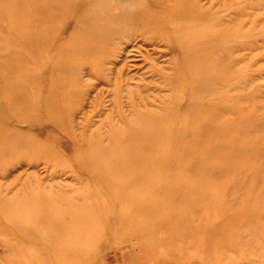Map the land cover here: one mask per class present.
I'll use <instances>...</instances> for the list:
<instances>
[{
  "label": "bare ground",
  "instance_id": "6f19581e",
  "mask_svg": "<svg viewBox=\"0 0 264 264\" xmlns=\"http://www.w3.org/2000/svg\"><path fill=\"white\" fill-rule=\"evenodd\" d=\"M215 1L0 0V172L3 163L21 156L60 161L55 166L71 167L83 177L87 187L82 196L95 199L83 205L84 211L75 217L76 225L85 213L92 222L108 226L118 243L133 240L143 248L153 241L147 254L154 257V264H163L167 254L163 256L159 249L166 239L158 231L173 223L183 234L192 232L188 237L201 264H224L220 256L225 253L219 247L228 240L241 243L239 224L261 215L264 194L253 199L246 194L233 201L231 207L237 210L230 213L225 207V184L220 178L212 182L208 175L215 173L222 179L228 174L240 185L245 171V190L258 185L264 189V152L259 151L264 145V106L258 101L247 110L240 108L244 100L241 63L264 58V52H256L264 49V27L236 0ZM249 8L264 9V0ZM162 49L172 56L167 63L151 56L152 52L161 55ZM246 50L251 53L243 56ZM132 51L148 65L136 77L125 72ZM134 78L137 84L132 83ZM97 85L111 96L108 110L102 111L99 97L103 96H95L88 117L75 124V114ZM248 91L252 98L256 96L255 91ZM99 109L104 116L98 114L103 118L95 126L90 117ZM20 124L37 130L51 124L69 141L67 163L71 164L63 162L60 152L31 129L32 133L27 129L26 134L20 132ZM52 138L49 136L50 141ZM171 171L177 174L168 175ZM210 185L212 189H208ZM27 189L21 188L26 195ZM217 190L223 193L218 195ZM13 197L4 198L0 193V234L10 250L21 256L18 251L25 246L35 247L29 239L43 238L39 254L61 252L58 264L64 263L60 258L65 253L78 255L81 235L58 245L54 244L57 238L51 237L62 236L75 225L61 222L78 203L85 202L82 197L67 198V209H58L57 214H52L55 207L49 202L58 204L62 199L49 200L39 189L28 195L27 202ZM161 212L167 218L160 217ZM189 218L199 224L192 225ZM202 218H211L213 226L201 224ZM49 225L59 230L51 233ZM44 226L46 236L40 232ZM97 231L104 233L105 229L98 227ZM257 232L253 229L251 235L257 236ZM253 240L237 243L245 249L243 255L256 246L254 250L264 251V242L256 239V245ZM213 244L220 255L218 250L208 255ZM169 252L176 257L178 251ZM206 255L213 261L206 260ZM176 258L172 259L178 264Z\"/></svg>",
  "mask_w": 264,
  "mask_h": 264
},
{
  "label": "rangeland",
  "instance_id": "374dc122",
  "mask_svg": "<svg viewBox=\"0 0 264 264\" xmlns=\"http://www.w3.org/2000/svg\"><path fill=\"white\" fill-rule=\"evenodd\" d=\"M211 1L214 4L216 3L215 0H208L207 4H210ZM236 1L243 8H245L244 11L250 12L249 14L252 15V16H250L251 19L256 20L258 26L264 27L263 26L264 25V9H262V10L257 9V11L256 10L252 11L249 8L250 6L255 5L257 1H261V0H236ZM250 17L249 16L244 17V19L249 20ZM261 22L263 24H261ZM261 27H259V28H261ZM149 47L150 46H148V48ZM162 50H163V53H161V55L158 53L152 52L151 56L158 57V62H160V63H162V62L167 63L168 61H170L172 59V56L169 53H165V51H166L165 49H162ZM260 51L262 53V52H264V49L258 50L256 52H260ZM132 52L130 53V55H132V56H129L127 59L128 65L125 66V68H126L125 72L127 71L126 73H128V75L131 74L132 76L136 77L139 74V72L141 73L142 71H144L148 65H146L144 58L142 56H140V54L138 52H135V51H132ZM248 53H251V52H249L247 50L245 52L244 51L242 52V54H244L243 56H247ZM254 54H256V53H254ZM137 58H139L138 60H141V61L138 62ZM135 61H136V63H135ZM245 63H246V61H243L241 63V65H243V73H242L243 78L241 80V83H242V99H241V101L244 99L240 104L241 110H247L248 109L247 106L249 107L250 105H252V106H254L255 104L257 105L258 101L262 104L264 103V58L263 59L257 58L254 61H252L250 64L249 63L245 64ZM141 64H142V66H141ZM129 67H131V68H129ZM136 71H137V74H136ZM129 72H130V74H129ZM146 76H148V78H149L150 75L146 74ZM83 79H84V81H86V83L89 81L86 76H84ZM134 80H135V78L132 79V83L137 84V79L135 81ZM132 85H134V84H132ZM101 86L102 85H97V87L95 89H90L91 91H89L87 98L84 100V102L82 104V107L79 109V111L74 116L73 121L75 124H79L81 119L88 117L87 115H88V110L90 109V105H91V103L94 102V98H96L99 95L103 96V97H99V99L101 101L102 108H104L102 111L108 110L109 104L111 102V96H109L108 93L105 91V89L102 88ZM98 88L100 89V92H99ZM248 90L255 91L256 96L252 98V96L248 95V93H249ZM103 92H104V94H101ZM260 103H259V106H264V105H260ZM124 109L126 110V107ZM96 113H97V115H96ZM99 113H101V109L96 110V112H94L90 117L92 124H94L95 126H97L98 124H101V120L103 118L102 117L103 114L101 113L102 115L100 114L101 115L100 116V115H98ZM93 117H95V118H93ZM92 120H94V121H92ZM20 125H18V130L24 134L28 133V132H24V130L30 131V129H31V127L27 126L26 124H24V125L20 124ZM31 130L34 131L33 133H35L36 136L38 135V137H39L38 139H41V140L46 139V141L48 140L50 148L52 146L53 150H56L57 152L59 151L60 154L65 159V160H63V162L65 161V163H67L68 159L71 156V147H70L69 141L66 138L61 136V132L59 134V131L57 129H55L51 124H44L43 126L38 127V130L37 129H31ZM263 132H264V130H263ZM51 135H53V138L50 141L49 136H51ZM259 151L264 152V145L259 148ZM43 160L44 159L36 158V157L34 159H29L25 156H21V157H18V158L11 160L8 163H5V164L3 163L2 165H4L3 166L4 169L2 172H0V186L3 189V191L0 193L4 198H10V197L15 196V197H13V199L14 198H22L23 201L27 202V201H29L28 195H31L32 191L34 189H39V190H41L42 193L45 194L46 197H48L49 200L52 199V197L58 199L59 201H60V199H62L58 204H50V202H49V206L52 205L55 207V209L53 208V210H52V214H57V210L58 209L61 210L64 207H65L64 209H67V207H66L68 205L67 198H69V200H71V201H73V199H75L77 197L83 198V202L84 201L85 202L82 204L78 203L77 206H79V207H77L75 210H73V212L66 215V217L64 216V219L61 222V224L65 222L69 226H71V223L74 222L75 225L72 226L71 228H68V230L65 231V234H62V236H57V234H56L55 237H51L52 239L57 238L56 240H54L55 245L64 243L68 239L73 240V238H76L75 235H79V237L81 235V237H83V241H82L83 243H80L78 245V247L81 249V251H79L78 255L76 256V254H75V256H73L70 254H66V253L64 254L63 253L64 256L62 258H60L61 262L64 261V263H62V264H154L155 263L154 257H150V255L147 254V251H146V250H148V248L150 246H152L153 241L147 243L143 248H138L135 241H133V240L128 242V243H125V244L124 243H118V241L116 242L114 237H112V234L108 230V226H106L105 224H103L99 221H93L92 222L90 220V218H88L87 214H85V213H84L85 217L82 218L83 220L81 219L82 220L81 224L76 225L75 217L77 216V214H79V212L81 213V211L82 212L84 211L81 209L83 207V205H86V206L90 205V204L95 202V199L91 195L82 196L83 189L87 187L86 183L84 180H81L83 177L79 176L78 173L74 172V170L71 169V167H66V168L62 169V168L55 166V164H58V163L60 164V161L59 162H57V161L47 162L46 160H44V161ZM68 164H71V161L68 162L67 165ZM214 164L218 165L219 163L216 161V162H214ZM49 165H52L54 167L49 166ZM176 174H177V171L176 172L171 171V173H168V175H170V176H173ZM225 175L226 176L222 177V179L219 175L217 176V174H215V173L209 174L208 177L212 182H215L220 178V182H222V185L225 184V187H223L224 190L223 189L222 190L224 192H226L225 197L227 196L226 197L227 202L225 203V207L228 208V210L230 209L229 210L230 213H233L237 210V209L232 208L231 205L236 200H239L240 198H242L244 195H246V194L250 195L251 194L250 198L253 199V197L257 198V197L262 196L264 194V189L261 190L263 187L261 188V186H259V185L254 186V187H248L247 190H245L243 185L248 181L247 174L245 173V171L241 172L240 180L236 179L237 181L239 180L240 185H235L236 183L235 184L233 183V180H234L233 176L231 177L229 175V177H228V174H225ZM232 183H233V185L231 186ZM24 186L29 187V189H27V190H29V192H27V195L23 190H21V188ZM226 186H228V188ZM236 187L239 188V189H237V191H236ZM203 189H207V188L204 187ZM208 189H212V186L210 185V187ZM229 189H230V192L228 191ZM242 189H244V191ZM233 190H235L236 192ZM251 190H253V191H251ZM220 191L221 190H217L216 193L218 195L223 193V192L220 193ZM246 191H248V192L246 193ZM228 192H229V194H228ZM214 193H215V191H214ZM228 195H229V197H228ZM237 195H239V196H237ZM24 197H27V200ZM233 197H234V199H233ZM63 198L66 200L65 202H63ZM215 198H216V196H215ZM213 203H214V198H213V201L211 202V205H213ZM256 203H258V202L256 201ZM259 203L262 205V202H259ZM16 204H14V205H16ZM103 204H105L104 201H103ZM164 208L166 209L167 206ZM252 208L253 207H251L249 209L248 213H250V212L253 213ZM261 208H262V211H261L262 213H260L261 215L258 216V218L261 216H264V205H262ZM253 210H254V208H253ZM175 211L178 212L180 210L177 208V209H175ZM247 211H248V209H247ZM159 216L164 218V219L167 218V214L164 212H161L159 214ZM258 218L256 220L253 218L247 220L250 222L253 221L252 223L248 222V224H247V221L241 222L239 224V226L241 225L240 226L241 230H239V228H238V233H239V231L242 232L240 234L243 237L242 238L236 237V238L237 239L240 238L239 240L243 239L242 241H244L245 244L247 241H251V239L253 240L254 239L253 237H255L256 239H259V240H257L259 242H264V233H263L264 232V224L262 223V222H264V217H262L260 219H258ZM183 219H184V217H183ZM193 220H196V219L191 220V218H189V222H191L192 225H197L198 221L196 220L193 222ZM201 221H202L201 224H206L207 228L212 227L213 222H214V221L212 222L211 218H209V219H203L202 218ZM54 222L57 224V221L55 219H54ZM244 223L246 226L244 225ZM258 223H260V224H258ZM172 225H173V223H168L167 225L163 226L159 230L160 232L158 231V235L160 234L161 238L166 239L165 244H163V246L159 245L161 247L160 249L158 246L159 252L163 256L166 257V254H167V258L164 260L163 264H176L177 262H173V259L175 261L176 257L179 260L178 264H201V259L199 258V255L194 256L197 251L195 252V248H193L192 244L190 243V238L188 237V235H191L192 232H186L185 234H183L184 232L181 229H179L177 225H174V226H172ZM247 225H249V226H247ZM252 226H253V228H252ZM47 227L51 231V233L52 232L56 233V231L59 230V227H56V226L49 225ZM98 227H103L105 229V231H107V233H105V231H103L104 233H98V231H97ZM249 227H251V228H249ZM42 229H45V226L40 229V232L42 235L46 236L45 231H43ZM253 229L258 231L256 233L257 236H255L254 233L251 235V232ZM93 230H95V233H94L95 236L92 238L89 236H91L90 232L93 233ZM82 232H84V235L81 234ZM164 232H165V234H164ZM240 234L238 236H241ZM198 238H202V237L199 236ZM5 239L6 238H4L3 235L0 234V264H58L59 263V262L57 263V261L59 260V257H61V252H59V251L54 253V254L45 255V256H43L42 254H39L38 249L43 247V245H44L43 244L44 243L43 238H40L39 241H36V242H32L34 240L29 239V241L31 243L35 244V247L33 248L30 246H27V247L25 246L23 248V250L18 251V253L21 256H18L14 251L10 250V245L7 243V241ZM237 239H235V240H237ZM244 239L245 240L249 239V240L245 241ZM256 239L253 241L255 242ZM228 241L229 242H226V244L224 243L223 246L221 245V247H219V248L223 247L222 248L223 251L222 250L221 251L225 253V254H223V253L221 254L222 257L220 256V260L222 258L221 263L224 262V264H249V263L250 264H260L262 262L261 264H264V262H263L264 259L262 258V257H264L263 256L264 251L259 252V251H257V249L254 250V248H256L258 246L251 248L249 250L246 249V253H244V255H243V251H245V249H240L238 245L239 244L245 245L244 242L241 241V243H240L238 240H237V242H235L234 240L233 241L228 240ZM231 242H233V243H231ZM238 242H239V244H237ZM127 244H129V245L126 246ZM228 244H230L232 246H229ZM233 244L238 246L239 249L236 246L234 247ZM193 245H194V243H193ZM256 245H258V242L256 243ZM134 246L136 248H134ZM137 248L139 249V251ZM170 250L171 251H178L177 255H179V256L181 254L179 250H181L182 255L180 257H182V258H179V256H177V255H176V257H174V255L172 256V254L169 252ZM210 250H211L210 251L211 254L209 252L208 255H212V254L215 255L214 253L216 250H218V248L215 250V245L213 244V247H211ZM250 250H252V252ZM262 250H264V249H262ZM62 251H64V250H62ZM219 251L220 250H218V252L217 251L216 252L219 253ZM240 251H242V252L240 253ZM248 252L251 253V255L250 254L248 255ZM255 252H256V254H255ZM257 254H259L258 257L260 259L262 258L263 261L259 260V258L256 256ZM208 255H206L207 259L204 258L205 255H203L204 256L203 260L206 259L208 261L209 260L213 261L212 256H208ZM219 255H220V253H219ZM261 255H262V257H260ZM57 256H58V259H55V257H57ZM249 256H251V257H249ZM252 256L256 257L257 259L256 258L254 259ZM210 257H211V259H208ZM225 257H226V261H224ZM177 258H176V261H177ZM243 258H245V260H243ZM167 259H171V260H167ZM18 260L20 263L18 262ZM165 261H170V263L165 262Z\"/></svg>",
  "mask_w": 264,
  "mask_h": 264
}]
</instances>
